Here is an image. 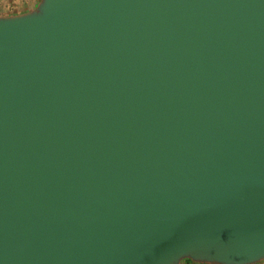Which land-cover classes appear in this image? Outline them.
I'll return each mask as SVG.
<instances>
[{
    "label": "water",
    "instance_id": "obj_1",
    "mask_svg": "<svg viewBox=\"0 0 264 264\" xmlns=\"http://www.w3.org/2000/svg\"><path fill=\"white\" fill-rule=\"evenodd\" d=\"M264 258V0H43L0 19V264Z\"/></svg>",
    "mask_w": 264,
    "mask_h": 264
},
{
    "label": "rangeland",
    "instance_id": "obj_2",
    "mask_svg": "<svg viewBox=\"0 0 264 264\" xmlns=\"http://www.w3.org/2000/svg\"><path fill=\"white\" fill-rule=\"evenodd\" d=\"M42 3L43 0H11L10 4L12 5L11 7L12 12L7 13L6 15L0 14V19L36 14L40 11V7ZM186 259H191V258H186V257L181 258L177 264H185ZM192 261H194L195 263L218 264V263L201 262L195 260ZM249 264H264V258H261Z\"/></svg>",
    "mask_w": 264,
    "mask_h": 264
},
{
    "label": "crops",
    "instance_id": "obj_3",
    "mask_svg": "<svg viewBox=\"0 0 264 264\" xmlns=\"http://www.w3.org/2000/svg\"><path fill=\"white\" fill-rule=\"evenodd\" d=\"M10 1L11 0H0V14L1 15H6L7 13L12 12L11 10L12 5L10 4Z\"/></svg>",
    "mask_w": 264,
    "mask_h": 264
},
{
    "label": "trees",
    "instance_id": "obj_4",
    "mask_svg": "<svg viewBox=\"0 0 264 264\" xmlns=\"http://www.w3.org/2000/svg\"><path fill=\"white\" fill-rule=\"evenodd\" d=\"M185 264H205V263H195L191 259H186Z\"/></svg>",
    "mask_w": 264,
    "mask_h": 264
}]
</instances>
